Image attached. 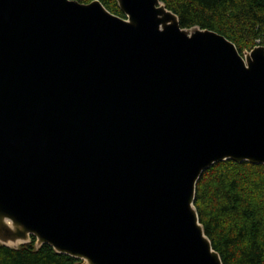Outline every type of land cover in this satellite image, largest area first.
Masks as SVG:
<instances>
[{
	"label": "water",
	"instance_id": "1",
	"mask_svg": "<svg viewBox=\"0 0 264 264\" xmlns=\"http://www.w3.org/2000/svg\"><path fill=\"white\" fill-rule=\"evenodd\" d=\"M0 0V245L82 264H223L194 206L264 166V46L161 0Z\"/></svg>",
	"mask_w": 264,
	"mask_h": 264
},
{
	"label": "trees",
	"instance_id": "2",
	"mask_svg": "<svg viewBox=\"0 0 264 264\" xmlns=\"http://www.w3.org/2000/svg\"><path fill=\"white\" fill-rule=\"evenodd\" d=\"M89 3L93 0H75ZM124 17L116 0H98ZM181 28L216 32L238 51L264 46V0H161ZM194 206L213 249L223 264H264V166L233 161L206 170L196 187ZM35 239L13 250L0 245V264H82L57 254Z\"/></svg>",
	"mask_w": 264,
	"mask_h": 264
}]
</instances>
